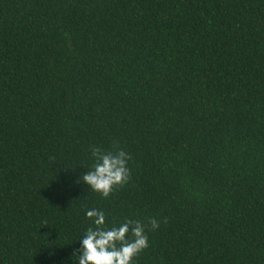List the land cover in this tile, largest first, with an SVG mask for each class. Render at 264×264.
I'll return each mask as SVG.
<instances>
[{"label": "trees", "instance_id": "obj_1", "mask_svg": "<svg viewBox=\"0 0 264 264\" xmlns=\"http://www.w3.org/2000/svg\"><path fill=\"white\" fill-rule=\"evenodd\" d=\"M0 264H264V0H0Z\"/></svg>", "mask_w": 264, "mask_h": 264}]
</instances>
